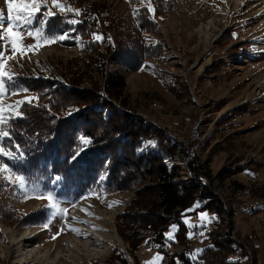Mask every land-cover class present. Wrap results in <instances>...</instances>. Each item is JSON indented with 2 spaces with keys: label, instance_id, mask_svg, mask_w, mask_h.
<instances>
[{
  "label": "rangeland",
  "instance_id": "obj_1",
  "mask_svg": "<svg viewBox=\"0 0 264 264\" xmlns=\"http://www.w3.org/2000/svg\"><path fill=\"white\" fill-rule=\"evenodd\" d=\"M161 1V10L148 11L154 26L150 32L141 34L147 43L158 41L161 44L159 59H146L137 70L110 63L102 71L103 75L97 76L98 86L92 87L87 82L67 86L88 96L98 89L103 90L108 73L117 72L125 81L122 110L131 114V121L154 127L185 151L186 159L175 158L173 163L167 162L169 167L179 169L178 180L198 188L187 161L200 165L209 175L205 184L210 186L213 198L219 201L213 206L220 215L203 211L197 202L194 203L186 212L188 215L182 218L187 227L186 241L178 245L170 243L177 230V225L171 224L164 234V251L175 255L183 253L192 261L214 243H219V252L212 253L207 264H225L227 260L236 264H264V0ZM127 2L58 0L63 7L57 8L52 0H40V10L30 23H25L9 21L6 0H0V16L4 17L0 19V53L4 55V67L0 71L5 73L0 76L3 81L0 125L17 116L21 105L18 101L33 98L24 91L7 94L6 84L14 65L23 63L37 74L39 69L55 68L61 74L67 64L86 58L78 41L68 43L66 38L58 39L66 36L64 30L49 35L46 31L49 17L72 15L75 11H68L69 8L80 10L78 6L90 4L101 12L122 16L127 25L133 17V9ZM149 3L153 8L152 0H147V8ZM49 11L54 14L46 16ZM208 22H213L216 30L212 32V39L206 40L205 30L199 32L201 25ZM10 24H14L11 34L7 32ZM13 40L18 49L15 53ZM41 52L44 56L39 59L29 58ZM157 72L175 79L181 89L167 91L157 78ZM118 103L114 104L118 106ZM1 145L2 138L0 179L13 184L19 192V203L9 201V206L22 216L44 208L49 221L43 227H35L21 220L9 223L0 219V246L10 247L7 248L9 254H0V264H67V261L68 264H120V260L125 264H163L165 259L158 246L151 241H142L133 249L122 239L124 230L118 226L122 223L119 216L129 206L133 210L135 192L149 183H141L129 192L107 196L100 194L105 180L102 175L97 181V190L75 202L60 197L59 186L28 183L14 173L5 162L12 155H6ZM142 145V149L155 152L153 142L145 141ZM17 176L22 180H17ZM149 196L147 193L146 197ZM50 203L55 207H49ZM77 205L81 206L80 210L72 219L70 214ZM90 215L95 222L89 225L90 231L86 235L85 231L78 230L79 238L88 236L94 243V237L98 235L104 241L110 239L111 245L94 256H87L83 247H70L68 260L55 258L53 253L57 248L67 250L64 240L74 237L76 231L73 229L82 224L79 219ZM28 229L37 232L31 243L45 253L44 257L21 263L16 257L12 258L16 246L10 244H16L19 239L12 238L11 234L21 235ZM177 258L173 264H182ZM167 261L165 264H170Z\"/></svg>",
  "mask_w": 264,
  "mask_h": 264
},
{
  "label": "trees",
  "instance_id": "obj_2",
  "mask_svg": "<svg viewBox=\"0 0 264 264\" xmlns=\"http://www.w3.org/2000/svg\"><path fill=\"white\" fill-rule=\"evenodd\" d=\"M127 1L128 7L133 9L132 21L127 25L122 16L101 12L90 4L78 6L79 15L49 17L46 24L49 35L64 30L66 41H78L87 59L67 64L61 74L55 68L39 69L37 74L23 63L13 66L12 79L6 84L7 94L24 91L33 98L30 103L25 101L19 106L21 115L10 117L0 125V132L8 133L2 137V149L16 157L5 159V162L28 183L59 186L58 195L75 202L96 191L102 175L105 180L100 194L107 196L129 192L141 183H149L135 192L133 210L129 206L119 216L122 223L118 226L124 230L122 239L133 249L139 242L151 241L170 264L177 256L182 264H207L208 257L219 252V243H214L192 261L183 253L168 254L163 246L164 234L171 224H176L177 230L170 243L178 245L186 241L187 227L182 218L188 215L186 212L194 203L197 202L203 211L220 215L213 206L219 201L213 198L210 186L205 184L207 172L200 165L187 161L198 188L178 180L179 169L169 167L167 162L173 163L175 158L186 159L185 151L154 127L131 121V114L122 110L125 81L117 72L108 73L103 90L98 89L88 96L67 86L81 82L98 86L97 76H102L110 63L137 70L144 60L159 59L161 44L158 41L147 43L141 36L154 26L147 0ZM152 4L156 12L163 8L161 0H152ZM95 36L102 39L95 40ZM157 78L169 92L181 89L175 79L162 73L157 72ZM116 101L120 102L118 106L114 104ZM145 141L154 143L155 152L142 149ZM18 193L13 184L0 179V219L45 226L49 214L44 208L22 216L9 206V201L19 203ZM147 193L149 197H146ZM120 261L125 264L124 260ZM225 264L236 263L227 260Z\"/></svg>",
  "mask_w": 264,
  "mask_h": 264
},
{
  "label": "bare ground",
  "instance_id": "obj_3",
  "mask_svg": "<svg viewBox=\"0 0 264 264\" xmlns=\"http://www.w3.org/2000/svg\"><path fill=\"white\" fill-rule=\"evenodd\" d=\"M213 23V22H212ZM211 22H208L206 24L201 25L200 27V32H202V30L204 29L206 34H205V38L206 40L208 39H212L213 35L212 32H214L216 29L214 28V26H212ZM198 35V34H197ZM44 56V52L41 53H35L34 55H31L29 58L30 59H36V58H40ZM81 207L80 205H77L76 207L73 208V211L70 214V217L73 219L75 213L80 210ZM95 219V218H94ZM92 218V215L90 216H83L81 219H79L81 221L82 224H79L78 226L75 227L76 234H74V237L72 239H68L66 238L64 240V246L66 247L67 250L62 251L59 250L57 247L56 251L53 253V255L55 256V258L57 257H61L64 259H69V253H70V247H74V248H79V247H83L84 249H86V251L88 252L86 255L87 256H94L98 253H102L105 251L107 245H111L110 239L109 241H104L102 239V237H99L98 235L94 237V243L91 241V239L89 240V237H81L82 239L79 238V236L77 235L78 230L81 231H85L84 235H86L87 233H89L90 229L88 228L90 224H94L95 220ZM110 222L111 223V218ZM4 232L8 235H10V231H8L6 228H4ZM36 231L33 229H28L25 231L24 234L21 235H17L15 236L14 234H11L12 238L17 237L19 240V242L12 243L10 244V246H16V250H15V256H14V251H12V258L14 259L15 257L21 262L24 263L27 261V259H29L30 261H33L34 258H40V257H44V253L42 252V250L38 247H34V245L31 243L32 240L34 239L35 235H36ZM16 239V238H15ZM92 242V243H91ZM7 248L10 247H2L0 246V251L2 253L0 254H4L6 252V254H9ZM53 258V257H52ZM51 258V259H52ZM57 260V259H56ZM50 261V260H49ZM66 261V260H65ZM69 262L67 261V264ZM66 264V263H64Z\"/></svg>",
  "mask_w": 264,
  "mask_h": 264
},
{
  "label": "snow or ice",
  "instance_id": "obj_4",
  "mask_svg": "<svg viewBox=\"0 0 264 264\" xmlns=\"http://www.w3.org/2000/svg\"><path fill=\"white\" fill-rule=\"evenodd\" d=\"M6 4H7V9H8V15H7V19L9 21H23L25 23H30L31 22V18L35 15V13L37 11L40 10L41 7V3L40 0H19V2H16V0H6ZM52 4L53 6L57 7V8H62L63 6L58 3V0H52ZM68 11H75V13L77 15H79L80 10L79 9H71L69 8ZM134 11H137L134 9ZM148 11L151 13H154V9L151 7L150 3L148 5ZM54 13L52 12H47L45 13L46 16H51ZM3 16H0V19H3ZM71 23H76L77 21H70ZM13 28H14V24H10V26L7 29V32L9 34H11L13 32ZM29 35H31V33H29ZM67 38L66 36L62 35L60 37H58V39H65ZM95 40H101L102 37L100 36H95L94 37ZM110 39V38H109ZM12 48H13V52L15 53V51H17V44L15 42V40L12 41ZM4 55L2 53H0V69H3L4 67ZM5 73L0 71V76H4ZM8 79L11 80L12 77L9 75ZM3 89V81L0 80V90ZM30 103V101H28ZM18 104H24L25 101H18ZM11 107V106H9ZM3 111V108H0V112ZM17 115H21L20 113H17ZM8 133L7 132H0V138L7 136ZM6 155L11 156V153H6ZM12 158H16V157H12ZM21 159L23 158L22 155L20 157ZM17 180H22L21 177L17 176ZM48 199L51 201L52 197L49 195ZM111 206V205H109ZM49 207H55V205L53 204H49ZM187 223V221H185ZM173 228H175V226H173ZM73 231H77L76 229H73ZM169 238H171V234H169ZM189 238H191V233L189 234ZM155 259H161L160 257H156ZM146 264H150V262H146Z\"/></svg>",
  "mask_w": 264,
  "mask_h": 264
}]
</instances>
